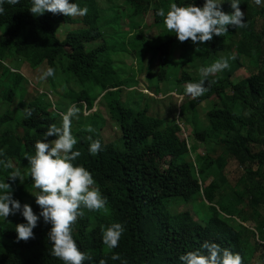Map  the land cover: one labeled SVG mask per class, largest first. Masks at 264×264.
<instances>
[{
	"label": "trees",
	"instance_id": "16d2710c",
	"mask_svg": "<svg viewBox=\"0 0 264 264\" xmlns=\"http://www.w3.org/2000/svg\"><path fill=\"white\" fill-rule=\"evenodd\" d=\"M76 2L88 7L87 15L69 17L50 11L34 15L29 10L31 0L4 5L5 13L0 15V84L6 82L11 87L0 90L8 104L0 111V160L11 168L0 166V179H7L22 204L29 203L39 212L32 194L38 190L28 176L25 154H34L35 142L44 138L51 124L59 125V113L65 111L44 99L48 92L26 97L21 92L25 85L7 81L10 72L21 76L4 63L16 54L31 67L46 63L55 68V77L46 80L48 91L63 86L60 90L70 96L71 105L81 108L72 124L79 141L75 147L81 152L76 162L92 172L108 198L105 209L92 213L95 221L89 217L90 210L83 209L74 225V238L80 249L91 255L93 264L102 258L108 264H121L122 260L127 264H181L179 255L199 248L205 240L239 252L243 264H253L248 253L253 245L264 264V237L245 224H264L259 209L264 205V5L242 0L239 7L246 14L247 26L229 27V32L214 36L197 51L190 40L180 42L168 32L163 17L157 15L158 9L167 12L172 2L187 0ZM195 3L202 5L203 0ZM223 10L232 9L225 3ZM149 11H153V25L161 26L155 37H147L140 28ZM122 17L128 20L129 29L122 27ZM60 23L71 27L63 31ZM114 36L119 48L112 44ZM98 39L97 46H88ZM119 50L123 57L130 50L135 52L139 73L145 70L151 83L169 76L180 86L200 79V73H191L186 64L198 68L232 54L236 59L230 61V68L209 76L211 83L206 82L204 95L180 105V114H188L187 124L193 126L192 133L184 135L181 121L150 114L148 95L126 88L134 78L122 73L124 58L116 57ZM156 58L161 60L157 73L151 69ZM239 68L252 72L238 78L234 74ZM75 84L85 87L76 89ZM91 85L97 89L95 93ZM98 98L107 106L109 121L99 112L84 114ZM25 108L32 110L30 118H25ZM106 122L118 126L120 133L114 140L101 135ZM89 137L102 141L104 150L98 155L88 152ZM194 141L204 143L203 156L193 154ZM232 160L239 172L235 178L226 170ZM13 170L21 172L22 180L7 178ZM179 202L191 203L192 210L172 211ZM116 221L123 222L126 230L119 247L108 249L102 231ZM22 222L20 213L0 221V264H63L49 251L51 225L41 219L33 229L34 238L17 241L15 224ZM249 234H253V242ZM113 252L121 259L112 260Z\"/></svg>",
	"mask_w": 264,
	"mask_h": 264
},
{
	"label": "clouds",
	"instance_id": "9594fccd",
	"mask_svg": "<svg viewBox=\"0 0 264 264\" xmlns=\"http://www.w3.org/2000/svg\"><path fill=\"white\" fill-rule=\"evenodd\" d=\"M230 5L231 11L223 10V5ZM242 0H203L197 5L195 0H187L183 4L172 2L167 10L160 8L157 15L163 17V25L168 32L174 33L180 42L189 41L200 50L206 42L213 40L214 36H222L229 32V27L244 28L247 26L245 12L239 5ZM257 5H264V0H255ZM18 5L20 0H0V15L5 13L4 5ZM30 12L34 15L44 14L45 11L62 13L65 16H85L88 7L81 6L76 0H31ZM235 54L222 56L210 65L199 68L200 79L196 82H187L183 93H170L177 95L181 101L185 96L200 97L208 91L206 82L209 76L221 73L230 68V61L235 60ZM56 69L48 66L40 75L41 80L55 77ZM96 110L95 106L92 109ZM81 108L75 104L59 113L60 123L51 124L43 133V139L34 144V154L26 153L25 157L30 165L28 176L32 178L33 186L38 191L32 193L39 212H35L29 203H21L14 197L11 184L7 179H0V221L7 220L9 215L20 213L25 222L15 224L16 240L27 241L34 238V228L43 220L51 227L47 239L51 243L50 254L63 262V264H93L88 252L82 251L74 238V225L82 216L83 209L98 211L105 209L108 198L97 184L92 172L83 164L77 163L81 152L75 146L78 138L73 134V119L79 118ZM25 118L32 116V110L24 109ZM51 138V139H49ZM88 147L91 155H98L104 150L100 139H93ZM0 166L11 168L0 160ZM7 178H20L19 170H13ZM123 222H112L102 231V242L108 249L119 247L120 240L125 232ZM112 260H120L119 253L113 252ZM181 264H243V257L228 247H223L216 241L205 240L199 248L182 252L179 257ZM98 264H108L106 258L99 260ZM121 264H127L121 261Z\"/></svg>",
	"mask_w": 264,
	"mask_h": 264
},
{
	"label": "rangeland",
	"instance_id": "374dc122",
	"mask_svg": "<svg viewBox=\"0 0 264 264\" xmlns=\"http://www.w3.org/2000/svg\"><path fill=\"white\" fill-rule=\"evenodd\" d=\"M108 5V4H105ZM154 22V15H153V11H149L146 16L143 18V21L141 23L140 28L142 27L144 29L145 35L147 37H155L156 35L159 34V31L161 30V26H155L153 25ZM121 23H122V27L124 29H129V22L126 18L122 17L121 18ZM59 29H62L63 31L68 30L71 25L68 24H63L60 23L59 24ZM109 37L112 38V35H109ZM116 37L114 36L113 39V46L115 48H119L120 47V43L116 42ZM101 42V39L95 40L91 43L88 44V46L90 47H95L98 45V43ZM114 50V49H113ZM113 50H110V52L114 53ZM120 52L116 55V57H120L121 59H123L124 61V66H121L122 69V73H125V77H129L130 79L134 81L132 83L128 84V87H126L128 90L132 89V88H137L139 91H142L143 93H146V95H148V100L150 103V107H149V113L154 115V116H159V117H164V118H168V119H172L175 118L177 121H181L182 126L184 127L185 130V134L184 135H190L192 133L193 130V126L191 124H187V115H181L180 114V105L187 101L188 99L191 98V96H185L183 101H181L179 99V97L177 95H171L170 93H183V89H184V85H178L174 78H170L169 76L166 77V79H162V81H154L153 83L150 82V80H146V71L144 70V72L139 73L138 70V63H137V56L135 55V52L133 50H130L127 53V56L123 57V56H119L122 54L121 50H119ZM20 56L16 54L11 55L7 58H5L4 63L8 65V67H10L12 70L19 72L21 74L20 75H15V73L10 72L9 76V82H11L12 84H17L20 83L21 85H25V87H23L21 89V92L24 93L26 95V97L30 96L31 93L32 95H34V93L40 94L41 92H48L47 96H44V99L46 100H51V102L53 103V105H55V107L60 108L61 110H66L68 106L71 105V100H70V96L66 93V91H61L60 89H63V86L59 88H53L52 93L50 91H48V84L46 82V80H41L39 77L42 73V71L46 70L47 68V64L43 63L38 67H31L28 63L25 62V59L23 57H21V60L19 59ZM24 60V61H23ZM160 59L156 58L153 63L151 64V69L153 70V72H158L159 71V66H160ZM196 63L198 64V59H195ZM146 64V63H145ZM131 66V67H128ZM147 66V65H146ZM206 66V65H204ZM188 71H190L191 73H196L199 72V68L201 67V64L198 66V68L194 67L192 68L189 64H186V66H184ZM143 68H141L142 70ZM252 70L251 69H245V68H239L237 70V72L234 74L235 76L242 77L247 75L248 73H251ZM139 73V74H138ZM157 76V75H156ZM155 76V77H156ZM64 81V80H61ZM59 85H62L61 82L59 83ZM70 87L72 86L71 83L68 84ZM150 85H152L153 87H150ZM130 86V87H129ZM158 86V87H157ZM10 88V84L6 83V82H2L0 84V90H2L3 88ZM74 87L76 89H82L85 87V85L82 84H78V85H74ZM92 89L91 92L95 93L97 91V89L91 85ZM156 90H159L158 92ZM136 98L139 100V96H135L134 99L136 100ZM144 98H146V96H144ZM96 105H95V109L96 110H88V109H84V114H88V113H92V112H99L102 115H104V117L107 119V121H109V112L107 110V106L105 104V102L101 99L98 98L96 100ZM70 104V105H69ZM7 102H4V100L2 99L1 95H0V111H4V109L7 106ZM203 106L207 105V101L202 103ZM54 107V106H53ZM120 131L118 129V126L116 125V123H109L106 122V124L101 128V135L103 136V138L105 140H114L116 137H118ZM194 143L196 144L195 146V150L193 151L194 155H200L203 156L204 154V149H205V145L204 143H201L199 141H194ZM226 170L228 171L229 175L231 176V178H235L237 177V175L239 174L238 172V167H237V162L235 160H232ZM36 192V191H35ZM172 206V205H171ZM261 213L264 215V205H262L261 207H259ZM184 210H192V204L191 203H176L173 207H172V211L174 212H180V211H184ZM90 213H94L93 211H90ZM89 215V214H88ZM10 217V215H9ZM8 217V218H9ZM91 221H95L94 215H89ZM7 218V219H8ZM238 223L240 222L238 219L236 220ZM246 225H248L250 228L252 229H258L260 231V234L264 237V233H262V230L264 229V224L260 223L258 225H256V222H247L245 223ZM256 233L257 230H256ZM259 234V233H258ZM257 236V234H255ZM250 239V241L253 242V234H249L248 236ZM250 247V246H249ZM258 250H254L253 245H251L250 248H248V253L252 259V263L253 264H260L262 262L261 258L259 257V254L257 253Z\"/></svg>",
	"mask_w": 264,
	"mask_h": 264
}]
</instances>
